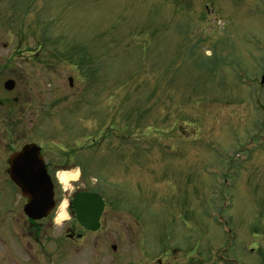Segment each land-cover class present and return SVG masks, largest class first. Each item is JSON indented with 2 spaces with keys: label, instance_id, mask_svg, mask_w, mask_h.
Here are the masks:
<instances>
[{
  "label": "rangeland",
  "instance_id": "obj_1",
  "mask_svg": "<svg viewBox=\"0 0 264 264\" xmlns=\"http://www.w3.org/2000/svg\"><path fill=\"white\" fill-rule=\"evenodd\" d=\"M10 57L18 72L0 71V101L25 88L30 106L14 115L0 104V141L79 167L59 171L76 174L65 187L52 178L61 200L82 186L123 197L101 231L120 248L115 261L130 247L139 263L143 238L147 264L161 252L162 264H187L176 250L220 264V249L227 264L261 262L264 0H0L2 65ZM10 221L0 211L1 233ZM18 224L37 231L21 213ZM37 237L30 247H53Z\"/></svg>",
  "mask_w": 264,
  "mask_h": 264
},
{
  "label": "flooded vegetation",
  "instance_id": "obj_2",
  "mask_svg": "<svg viewBox=\"0 0 264 264\" xmlns=\"http://www.w3.org/2000/svg\"><path fill=\"white\" fill-rule=\"evenodd\" d=\"M30 56V55H26ZM31 57V56H30ZM17 57H10L7 58V65H2V62L0 60V71L1 72H13L17 73L18 69L17 66L14 68H9L12 66V64H16ZM28 61L33 60L32 58H28ZM0 72V73H1ZM20 74H22L20 72ZM12 81L15 86V81L12 79L4 81ZM3 83V86H4ZM13 86V89H14ZM26 86V85H25ZM13 89L11 91H13ZM3 90L4 87H3ZM7 91V90H5ZM8 91V92H11ZM29 93L27 89H23L20 91V93H17L13 97H9V99L5 100L4 103L0 101V104L4 105V107H9V105L13 106V112L14 115L17 113L18 110H26L28 106H30L29 103ZM45 101L43 99L41 100V105L45 106ZM15 107V108H14ZM21 107V109L19 108ZM16 110V112H15ZM3 139L5 137H2ZM1 139L0 146L2 143H5L3 146V151L0 154V202L3 200L7 202L5 209L3 210L4 205H0V211H5V216L10 217V225L11 231L8 228L7 233H1L0 232V240L8 239L9 244L12 246L11 248H4L0 249V264H147V257L149 256L146 252V250L140 248V246L143 243V238L141 241V244L139 247H137L136 251L138 254L137 259L140 260L139 263L132 262L131 261V250L130 247H126L122 250V254L120 255L121 259L114 258V254L119 250L120 248L117 247V245L114 244V237L111 234H102L101 231L104 227V217L106 214L107 209L109 208L110 204H114V208H116L122 201L123 197L116 195H113V199H108L109 196L105 194V191H97L93 189H87L84 186L81 188L76 187V190L73 192H69L68 194H64L62 200L60 199L59 191L56 187V184L53 183V208L52 210L43 218L40 220H31L28 217L24 215V207L28 204L29 199L27 197H23L22 193L20 192L19 188L12 182L10 175L15 169H19V165L16 163L10 162V158L14 155L20 152V150L27 145H31L32 142L26 143L22 146H20L18 149H15L11 153H7V149L10 147L9 144L11 143V138L5 140ZM14 142V139H12ZM35 145V144H33ZM40 151L39 156L42 159V163L44 166V169L47 173V175L50 177L51 181H53V177L57 175L59 171H73L74 169L77 171L79 170V167H77L75 164H68L66 162V156L59 153H51L50 155H46L40 145H36ZM54 161H53V160ZM58 168V169H57ZM57 169V170H56ZM52 176V177H51ZM54 182V181H53ZM63 192H65L67 189L62 188ZM108 191V190H107ZM112 191V189H111ZM109 192V191H108ZM113 193H116V191H112ZM82 193H91L96 195L101 204L102 209L101 213L98 217L97 223H98V229L95 231H91L89 228L84 227L77 219V215L74 211L72 201L73 199L82 194ZM67 199L64 201L63 199ZM64 202H66V210L61 211L59 209L60 205ZM94 209L91 216L85 215L86 222L89 225L91 218L97 211V205H94ZM119 207V206H118ZM21 213L22 218L24 220L35 226L37 231L32 232L30 235L23 234L20 231L19 228V215ZM127 214H130V216H137L138 220L140 219L136 213L131 211L129 209V212H125ZM62 215V218H60ZM67 216L66 219H64ZM136 218V217H135ZM57 219L59 220V223L56 224ZM58 223V222H57ZM44 226V229H46L45 232L39 233V229L42 228V225ZM39 225H41V228H38ZM56 226H59L61 228V231L58 235H56L53 230L56 228ZM21 232V233H20ZM47 235V239L49 240L47 243L50 245H53V247H50L49 249L40 248L34 249L30 247V240H37L38 235ZM142 236V232H139V236ZM54 239V241H52ZM29 242H28V241ZM13 243H12V242ZM14 242L16 247H14ZM98 242L101 243V248L98 247ZM129 245V244H128ZM216 260L218 263L227 264L226 257H224L223 254H221V249L219 250ZM225 251V250H224ZM172 261H176L179 257L180 258H187V264H193L192 260L194 259L193 253L189 252V255L187 256L179 253V250L173 251ZM155 255V254H151ZM158 256V255H157ZM155 258L154 264H162V260L165 258H168L165 254L164 257H162V252L160 253L159 257ZM198 261L199 263H202L204 261V255H199ZM263 261V262H262ZM262 262V263H261ZM260 263L257 264H264V256L262 257ZM151 264V263H149ZM237 264V262L235 263Z\"/></svg>",
  "mask_w": 264,
  "mask_h": 264
},
{
  "label": "water",
  "instance_id": "obj_3",
  "mask_svg": "<svg viewBox=\"0 0 264 264\" xmlns=\"http://www.w3.org/2000/svg\"><path fill=\"white\" fill-rule=\"evenodd\" d=\"M68 84L69 86L72 85L71 79H68ZM13 86L12 81H7L3 87L5 90L11 91ZM39 151L37 146L31 144L24 146L19 153L10 158L11 164L19 165V169L17 170L15 167L10 178L19 187L22 196L29 199L28 204L24 207V214L32 220H40L53 208L52 182L44 169ZM72 205L80 224L91 231L98 229L97 220L101 213L102 204L96 195L82 193L73 199ZM94 205H97V211L87 225L85 215H92Z\"/></svg>",
  "mask_w": 264,
  "mask_h": 264
},
{
  "label": "bare ground",
  "instance_id": "obj_4",
  "mask_svg": "<svg viewBox=\"0 0 264 264\" xmlns=\"http://www.w3.org/2000/svg\"><path fill=\"white\" fill-rule=\"evenodd\" d=\"M57 179H58V182L65 187L68 184V182L75 181L76 174H74V173H66V172H59L57 174ZM66 204H67L66 202H63L60 205L59 209L61 211H64V208L66 207ZM60 218H62V215H61ZM57 221H58V219H57Z\"/></svg>",
  "mask_w": 264,
  "mask_h": 264
}]
</instances>
